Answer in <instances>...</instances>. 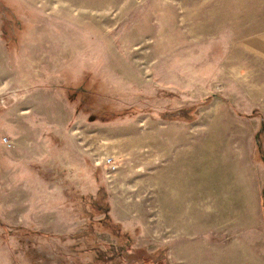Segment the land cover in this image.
Returning <instances> with one entry per match:
<instances>
[{
  "label": "rangeland",
  "instance_id": "374dc122",
  "mask_svg": "<svg viewBox=\"0 0 264 264\" xmlns=\"http://www.w3.org/2000/svg\"><path fill=\"white\" fill-rule=\"evenodd\" d=\"M158 250L264 264V0H0V264Z\"/></svg>",
  "mask_w": 264,
  "mask_h": 264
},
{
  "label": "trees",
  "instance_id": "16d2710c",
  "mask_svg": "<svg viewBox=\"0 0 264 264\" xmlns=\"http://www.w3.org/2000/svg\"><path fill=\"white\" fill-rule=\"evenodd\" d=\"M190 110L192 108H186V109H180L178 112H165L163 115V118L169 119V118H174V117H179L184 115L185 120H188L190 118ZM187 115V117H186ZM93 209L96 210L95 206H93ZM124 238V236H122ZM114 251L113 258L114 259H122L124 254H128L130 252L128 248V243L126 239H122V244L120 245L119 248L116 250L112 248ZM148 263H153V264H166V259H165V251L164 250H158L157 252H154L150 256L141 255L140 257L130 259V264H148Z\"/></svg>",
  "mask_w": 264,
  "mask_h": 264
},
{
  "label": "built area",
  "instance_id": "2783aa9c",
  "mask_svg": "<svg viewBox=\"0 0 264 264\" xmlns=\"http://www.w3.org/2000/svg\"><path fill=\"white\" fill-rule=\"evenodd\" d=\"M2 141H3V143H4L5 145H7L8 147H10V143H9V141H8L7 138H3Z\"/></svg>",
  "mask_w": 264,
  "mask_h": 264
}]
</instances>
